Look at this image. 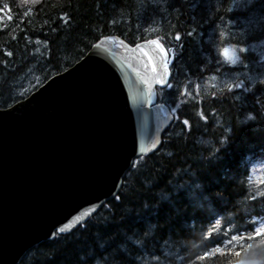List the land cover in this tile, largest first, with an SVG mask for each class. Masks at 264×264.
<instances>
[{"label": "trees", "instance_id": "16d2710c", "mask_svg": "<svg viewBox=\"0 0 264 264\" xmlns=\"http://www.w3.org/2000/svg\"><path fill=\"white\" fill-rule=\"evenodd\" d=\"M4 3L10 8L0 10V109L69 69L101 37L115 35L132 45L159 36L175 54L173 87L158 90L159 101L176 108L159 150L134 163L117 196L89 221L30 249L19 264H198L197 255L219 239L245 235L264 215V196L249 183L246 159L264 160V85L194 89L189 100L183 94L212 73H264V0L235 12L227 9L231 0H0ZM224 15L247 20L249 27L212 45L209 34L229 22ZM222 43L245 48L235 65L214 51ZM9 51L11 57L3 55ZM249 257L264 264V241L252 245Z\"/></svg>", "mask_w": 264, "mask_h": 264}, {"label": "water", "instance_id": "95a60500", "mask_svg": "<svg viewBox=\"0 0 264 264\" xmlns=\"http://www.w3.org/2000/svg\"><path fill=\"white\" fill-rule=\"evenodd\" d=\"M128 56L110 39L25 101L0 109V264H17L55 231L85 223L117 195L133 159L160 146L169 112L151 107L155 95L152 104L139 102L142 86ZM154 137L157 146L141 154V139L147 146ZM87 209L94 211L76 223Z\"/></svg>", "mask_w": 264, "mask_h": 264}, {"label": "snow or ice", "instance_id": "6c2138e0", "mask_svg": "<svg viewBox=\"0 0 264 264\" xmlns=\"http://www.w3.org/2000/svg\"><path fill=\"white\" fill-rule=\"evenodd\" d=\"M32 3H37L38 0H31ZM10 8V5L7 3L0 4V10L7 12ZM27 14V13H25ZM10 18V13H8ZM62 21L66 22V17H60ZM226 33L224 30L219 32V36L221 41H224ZM171 38V37H170ZM112 40L113 43H118L121 47L125 49V51L129 52L128 67L131 69L132 73L135 75L136 80L142 86L139 90L138 97L139 102L141 104H152L153 98L155 95V88L159 86L161 89L164 87L172 88L173 85L168 82V76L170 74L169 71V55L172 52V49L166 46L163 43L162 37H155L151 39H145L143 42L134 43L131 46L125 43L124 40L116 41L115 38L112 37H104V40L98 44H93L91 47L93 50L99 49L102 47L103 43L108 40ZM176 41L181 39V36L177 33L174 36ZM39 43V41H37ZM217 52L221 60L229 65H235L240 59L239 54L245 52L244 47L236 48L233 45L222 43L221 46L217 48ZM4 56L11 57L13 55L12 52H4ZM211 80H215L216 77L213 76L210 78ZM262 85H264V79L260 81ZM214 87V85L212 86ZM226 89L232 90L233 87L240 88L241 83L226 84ZM184 95H188L187 90L183 93ZM198 95H203V93H197ZM156 107H160V105H156ZM179 105H177V108ZM176 114V108H173L171 112L168 114L166 119H172ZM205 117L200 114V119H204ZM251 118V117H249ZM184 126L189 125V120L184 119L182 121ZM159 140L157 138H153L150 145H145L143 139L140 142L139 152L141 154L146 153L150 149H153L157 146ZM249 183L252 184V178L249 179ZM256 185V195L264 196V176H259L254 181ZM94 209H87L82 211L78 216L74 217V221L76 223H80L84 220L85 217L92 214ZM217 228H219V222L215 225L213 229H210L207 233H205V238H211L212 232H214ZM66 230L65 227L59 228V232L63 233ZM257 241H264V224H261L257 227L252 233L248 235H234L231 237V240L228 242L227 247H213L203 251L201 254L196 256V262L200 264V262L210 261L216 258H228L229 264H255V261L250 259L249 253L252 251V245Z\"/></svg>", "mask_w": 264, "mask_h": 264}, {"label": "rangeland", "instance_id": "374dc122", "mask_svg": "<svg viewBox=\"0 0 264 264\" xmlns=\"http://www.w3.org/2000/svg\"><path fill=\"white\" fill-rule=\"evenodd\" d=\"M233 1L232 5H227V9H229L230 11H238L241 10L242 8H246V6L248 4H250L251 2H255L257 0H231ZM222 17V16H221ZM224 20H229V22H224L223 23V30L225 31L226 35L230 34V32L235 33L238 29L242 30V29H246L248 28V24L247 20L243 21V22H235L232 19V17L224 15ZM254 19V18H253ZM221 31V30H220ZM225 35V36H226ZM209 43L212 45H215L218 43V40L221 39L219 36V32H213L211 34H209ZM217 50V49H216ZM215 76L216 79L215 80H211L210 78ZM211 77L208 78H204V79H200V80H196L195 82H193V85H189L186 87V90H188V95H184V98L186 100H189L192 98L193 95V90L197 89L199 92H203L204 90H209V88H216L218 89L219 87L222 88H226L225 85L226 84H235L236 81L240 80L241 83V87H245L248 89L247 86V82H249L248 85H253L255 83H257L258 81H261L262 79H264V73H261L259 75H255L254 77H250V75L241 73V74H236V73H230V72H217V73H213V75ZM224 84L223 86H219L218 84ZM214 85V87H212ZM264 173V164H262L260 166V171L257 175L253 174L252 179H256L259 176H262Z\"/></svg>", "mask_w": 264, "mask_h": 264}, {"label": "bare ground", "instance_id": "6f19581e", "mask_svg": "<svg viewBox=\"0 0 264 264\" xmlns=\"http://www.w3.org/2000/svg\"><path fill=\"white\" fill-rule=\"evenodd\" d=\"M228 11H230L229 9H228ZM230 12H235V11H230ZM107 37H112V38H116V39H119V40H123L122 38H120V37H118V36H115V35H111V36H107ZM100 39H104V37H101ZM99 39V40H100ZM140 42H143V41H138V42H136V43H140ZM125 43H127L126 41H125ZM127 44H129V43H127ZM130 45V44H129ZM87 54V53H86ZM86 54L84 55V57L86 56ZM170 55H172V52L170 53ZM84 57H82L78 62H76L74 65H72L70 68H73V67H75L77 64H79L80 62H81V60L84 58ZM55 76V75H54ZM201 79H204V78H201ZM198 80H200V79H198ZM47 81H45L43 84H41L37 89H35L34 91H37L38 89H40L41 87H43L44 85H45V83H46ZM258 82H260V81H258ZM248 84H249V82H247V86H248ZM209 89H211V88H209ZM216 89V88H215ZM204 91H207V90H204ZM203 91V92H204ZM192 97H194V96H192ZM17 103V102H16ZM15 103V104H16ZM262 176H264V173H263V175ZM252 177V176H251ZM232 236H234V235H232ZM232 236H229V238H231ZM226 239H228V238H226Z\"/></svg>", "mask_w": 264, "mask_h": 264}]
</instances>
